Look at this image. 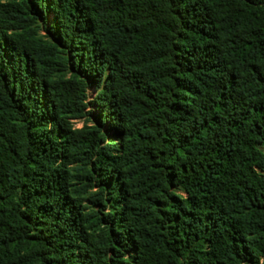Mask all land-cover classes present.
<instances>
[{
    "label": "trees",
    "instance_id": "trees-1",
    "mask_svg": "<svg viewBox=\"0 0 264 264\" xmlns=\"http://www.w3.org/2000/svg\"><path fill=\"white\" fill-rule=\"evenodd\" d=\"M0 264H264V0H0Z\"/></svg>",
    "mask_w": 264,
    "mask_h": 264
},
{
    "label": "rangeland",
    "instance_id": "rangeland-1",
    "mask_svg": "<svg viewBox=\"0 0 264 264\" xmlns=\"http://www.w3.org/2000/svg\"><path fill=\"white\" fill-rule=\"evenodd\" d=\"M42 34H44V32H42ZM94 96V93L93 91L90 92V97H93ZM84 120H74L72 121V125L75 127V128H80L83 124Z\"/></svg>",
    "mask_w": 264,
    "mask_h": 264
}]
</instances>
